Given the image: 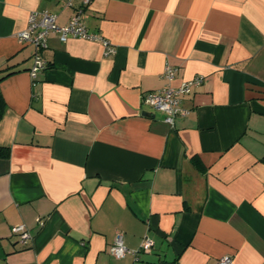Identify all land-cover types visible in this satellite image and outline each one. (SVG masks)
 Wrapping results in <instances>:
<instances>
[{"label": "crops", "instance_id": "obj_1", "mask_svg": "<svg viewBox=\"0 0 264 264\" xmlns=\"http://www.w3.org/2000/svg\"><path fill=\"white\" fill-rule=\"evenodd\" d=\"M79 4L0 0V264H264V0H91L113 55L19 40L30 13L62 26ZM166 63L171 87L204 77L173 125L142 102ZM118 232L152 247L115 258Z\"/></svg>", "mask_w": 264, "mask_h": 264}, {"label": "built area", "instance_id": "obj_2", "mask_svg": "<svg viewBox=\"0 0 264 264\" xmlns=\"http://www.w3.org/2000/svg\"><path fill=\"white\" fill-rule=\"evenodd\" d=\"M73 0H66V5L71 6ZM79 6L75 9V13L69 21L62 26L56 23V17L48 11L32 12L28 17L27 28L18 35L22 42L30 43L39 51L47 46V38L51 33H58L59 39L64 42L69 36L89 39L100 42L104 49L105 55H113L115 47L99 34L90 33L83 21L82 14L84 9L88 7L91 0H78ZM45 67V62L41 57L35 55L33 66L30 70V76L35 79L39 70ZM177 68L166 63L162 73L163 79L167 82L166 86L147 92L142 97L143 104L159 110L164 114V121L169 125H173L177 116H186L189 110L181 106V98L183 95L189 94L192 88L201 85L204 82L203 76H196L190 80L183 81L178 87H171L169 83L174 79ZM40 222V219H37ZM13 232L19 234V242L23 245L27 244L31 236L24 225L17 226ZM152 247V242L145 239L140 250L131 251L127 249L123 242V234L118 232L115 240L111 245L109 252L115 258H122L127 254H132L137 261L139 251H147ZM218 264H233L231 257L225 256L218 260Z\"/></svg>", "mask_w": 264, "mask_h": 264}, {"label": "trees", "instance_id": "obj_3", "mask_svg": "<svg viewBox=\"0 0 264 264\" xmlns=\"http://www.w3.org/2000/svg\"><path fill=\"white\" fill-rule=\"evenodd\" d=\"M0 103H2V101L0 100Z\"/></svg>", "mask_w": 264, "mask_h": 264}]
</instances>
